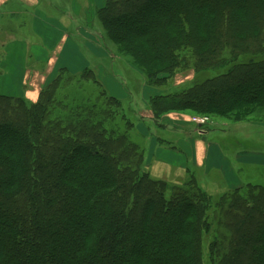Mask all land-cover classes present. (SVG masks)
I'll return each instance as SVG.
<instances>
[{"label": "trees", "instance_id": "16d2710c", "mask_svg": "<svg viewBox=\"0 0 264 264\" xmlns=\"http://www.w3.org/2000/svg\"><path fill=\"white\" fill-rule=\"evenodd\" d=\"M97 17L151 84L222 73L150 100L139 114L157 129L174 112L264 117V0H104ZM44 85L35 103L0 95V264H206L214 228L208 264H264V187L226 198L225 220L222 201L214 227L209 193L192 184L168 199L144 170L135 111L93 70L60 68Z\"/></svg>", "mask_w": 264, "mask_h": 264}, {"label": "rangeland", "instance_id": "374dc122", "mask_svg": "<svg viewBox=\"0 0 264 264\" xmlns=\"http://www.w3.org/2000/svg\"><path fill=\"white\" fill-rule=\"evenodd\" d=\"M82 2L83 0H81ZM145 10H150V8L147 7ZM97 12L98 10L92 17H89L90 24L88 26L81 28L82 24L80 25L78 33L76 31L65 32L64 29L60 28L55 30L42 29L43 36L50 43H57L56 48L60 43L65 42L66 36L69 37V41L67 39L68 44L75 45L77 52L80 51V56L77 57L78 54H76L75 49L70 61V57L64 48V56L60 64L65 65L70 61L68 63L70 68L67 69L72 73H80L85 69L93 70L109 95L122 100L127 111L132 107L137 116L136 119L133 118L137 134L132 136L135 141L143 140L145 146L148 145L144 170L155 180H162L169 184V190L166 193L168 199L171 197L174 188H184L192 184L209 193L217 213L212 212L211 219L214 221V227H217V222L221 218L218 205L222 201L221 209L224 219L226 198L232 197L237 193L236 191H244L247 185H250L249 187H264V117L244 115V123L234 124L228 117L174 112V114L162 117L158 123V125L166 127L167 130L157 129L153 124H150L151 115L149 113L143 116L139 114L140 109L141 112L145 111L150 100L159 97L168 101L177 100L198 87L196 84L203 83L206 79L222 73L215 71L202 74L185 70L182 71V74L171 79H164L162 85H156L154 81L151 84L148 79L145 80L144 76L132 68L130 55L108 38L106 39L105 30L97 17ZM120 25L122 28H127L125 22ZM63 35L65 36L63 37ZM2 39L3 36L0 35V40ZM56 51L57 54L60 52L59 49ZM60 53L62 54V52ZM55 58L57 61L55 63H58L59 56H55ZM55 63L50 62L48 66L42 65L44 69L47 67L46 70L53 66L47 75V79L44 77V83L46 80L52 79L61 68L60 64L56 66ZM44 86L42 85V89ZM38 98L39 96L37 100ZM22 99L32 103L37 101H32L27 97ZM172 125L181 130L174 131V135L182 133L180 138L190 137L188 140L191 143L178 147L179 138L171 134ZM218 125L226 126L216 127ZM158 138L164 142L161 143ZM205 138L208 144H206ZM197 140H201L200 145L202 146L195 143ZM166 142L175 144V148L168 149ZM205 146L208 150L206 160L201 161L198 153L202 155ZM182 147L188 155L183 152ZM159 148L165 152H159ZM170 155L177 157L174 158ZM241 195H244V192ZM217 231L214 228L213 232L204 238L206 264H208L209 244L219 237L215 235ZM223 233L228 235L227 231Z\"/></svg>", "mask_w": 264, "mask_h": 264}, {"label": "crops", "instance_id": "0c3cea01", "mask_svg": "<svg viewBox=\"0 0 264 264\" xmlns=\"http://www.w3.org/2000/svg\"><path fill=\"white\" fill-rule=\"evenodd\" d=\"M103 4L104 0H83L82 3L81 0H0V35L3 36L0 40V95L27 97L36 101L42 85L47 82L46 80L44 83V77L47 79L53 68L52 66L46 70L47 67L44 69L42 65L57 62L55 56H59L58 63H55L58 66L64 56V48L70 61L75 49L77 57L80 56L76 46L68 44L69 37L66 36L65 42L56 48L57 43L46 40L42 29L60 28L65 32L78 33L80 25L82 24L81 28L88 26L89 17L102 8ZM56 49L62 54H57ZM69 62L60 64L61 68H70ZM174 129L180 130L172 125L171 130ZM189 138H179L178 147L191 143ZM200 142L201 140H197L195 143L202 146ZM205 142L208 144L206 138ZM203 148V154L198 153L201 161L206 160L208 151L206 146ZM182 150L188 155L184 147ZM159 152L165 151L159 148Z\"/></svg>", "mask_w": 264, "mask_h": 264}]
</instances>
